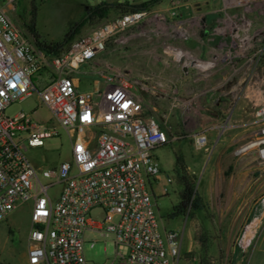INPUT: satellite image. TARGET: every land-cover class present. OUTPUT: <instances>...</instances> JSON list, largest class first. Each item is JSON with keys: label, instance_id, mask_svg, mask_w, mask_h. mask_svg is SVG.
Segmentation results:
<instances>
[{"label": "rangeland", "instance_id": "obj_1", "mask_svg": "<svg viewBox=\"0 0 264 264\" xmlns=\"http://www.w3.org/2000/svg\"><path fill=\"white\" fill-rule=\"evenodd\" d=\"M148 1L0 0V5L18 32L38 48L29 27L39 43L50 44L59 41L88 6L99 2L139 5ZM146 10L147 19L131 29L136 33L133 39L107 45L90 68L83 66L86 74L79 89L99 86L94 82L101 81L97 73L121 74L141 99L144 113L168 135L169 141L153 150L160 174L151 188L160 228L174 229L181 235L178 264H205V260L210 264H245L247 254L264 231V159L259 156L264 144L243 148L260 136L257 131L261 123L254 122V111L264 100V0H178L174 16L168 14L167 0H154ZM117 14L110 11L107 19ZM96 24H83L73 39ZM185 26L189 35L181 40L175 33ZM204 28L213 49L212 54L199 59L213 61V67L205 77L194 79L189 91H182L187 74L192 79L195 70L186 74L182 59L174 61L169 48H182L196 57L183 45L200 41ZM221 73L223 97L205 92V80ZM18 112L30 114L37 123H44L50 116L34 90L5 108L8 116ZM205 129L207 149L197 148L193 135ZM25 153L36 164L57 163L69 159V141L59 128L56 136L43 141V146L27 147ZM176 157L205 208L171 219L167 214L176 204L179 190L173 171ZM165 176L170 178L169 184H164ZM55 191L51 189V193ZM27 213L24 204L11 211L7 220L0 221V264H17L15 256H9L8 247L27 245ZM88 216L100 221L102 212L94 208ZM83 239L87 264H117L116 252L123 256L127 253L123 245L114 244L110 235L86 231Z\"/></svg>", "mask_w": 264, "mask_h": 264}, {"label": "built area", "instance_id": "obj_2", "mask_svg": "<svg viewBox=\"0 0 264 264\" xmlns=\"http://www.w3.org/2000/svg\"><path fill=\"white\" fill-rule=\"evenodd\" d=\"M167 3L168 14L176 15L178 0ZM147 14L143 8L104 19L65 50L47 54L34 48L0 8V221L19 206L29 208L28 264H87L82 253L86 231L110 235L115 245L127 249L125 256L116 252L117 264L180 260L181 235L160 228L151 188L160 174L153 150L165 145L168 135L144 113L141 99L121 74L97 73L101 81L94 82L99 86L79 89L86 74L83 66L90 68L107 45L133 39L136 33L131 29ZM187 28L176 36L186 40ZM169 49L174 61L182 59L184 72L195 70L197 79L213 67V61L200 60L182 48ZM203 63L210 66L201 69ZM32 90L50 114L44 123L22 112L5 114L11 102ZM254 122L261 123L254 140L264 144V100L254 111ZM59 128L69 141V159L36 164L26 148L43 146ZM206 130L193 135L197 148L207 149ZM170 181L165 176L164 184ZM94 208L102 212L100 221L89 219Z\"/></svg>", "mask_w": 264, "mask_h": 264}, {"label": "trees", "instance_id": "obj_3", "mask_svg": "<svg viewBox=\"0 0 264 264\" xmlns=\"http://www.w3.org/2000/svg\"><path fill=\"white\" fill-rule=\"evenodd\" d=\"M153 1L154 0H151L139 5L99 2L93 6H88L85 9L83 17L74 22L72 26L64 32L59 41L50 44L39 43L36 38L37 36L32 29L30 27L28 29L32 33L36 45L39 46L38 48L43 49L47 54L58 53L68 47L73 37L79 32L83 24L99 23L100 21L107 19L110 11H114L115 13H118L117 15H120L126 12L143 9ZM173 171L175 179L179 184V190L177 192V202L175 205L171 206V209L167 214L168 217L173 219L175 217L182 216L185 213L192 214L194 212L204 210L205 206L201 203L200 196L194 191L192 180L187 176L181 165V161L177 157L175 158ZM205 264L210 263L205 260Z\"/></svg>", "mask_w": 264, "mask_h": 264}, {"label": "crops", "instance_id": "obj_4", "mask_svg": "<svg viewBox=\"0 0 264 264\" xmlns=\"http://www.w3.org/2000/svg\"><path fill=\"white\" fill-rule=\"evenodd\" d=\"M206 1V0H204ZM0 8H2V6L0 5ZM80 11H82V9L80 8ZM115 13V12H114ZM207 28H204L203 30V37H201V40L200 41H196L195 44H190L187 43L183 46H185L187 49H189L191 51V53L196 56L198 59L200 57H203V58H206V56L208 54H212V49H213V44L211 43H207ZM190 44V45H189ZM212 56V55H211ZM208 58V57H207ZM190 68L187 70V73L189 72ZM186 73V74H187ZM211 77L206 79L205 83H204V91L205 92H211V94H214L216 93L217 96H220V97H223V90H224V74L221 73V74H212L210 75ZM187 83L185 86L182 87V91L183 90H188L192 87L191 86V82L194 81V78L195 76H193V78H189L188 74H187ZM216 77V78H215ZM210 82L211 84H208L207 82ZM241 104H239L240 106ZM242 106V105H241ZM240 106V107H241ZM159 179V176L156 178L155 182ZM28 209V213H27V216H28V221H29V208L27 207ZM11 213V212H10ZM9 214H7V216L5 217L6 220L7 218L9 217ZM4 218V219H5ZM30 225V223H29ZM29 229V228H28ZM28 231V230H27ZM27 236V232H26V235L25 237ZM27 240V238H26ZM28 245V243H27ZM27 245H20V247H14V246H11V247H8V253H9V256L12 258V256L14 255L15 256V260L17 262V264H28L27 263V257H26V249H27ZM257 256H260L259 258L256 257ZM248 258L246 260V263L249 261L250 263L249 264H264V231L262 234H260V237H259V241L257 242L256 246L253 247L249 254H247ZM14 258V257H13ZM254 259V260H253ZM251 261H253V263H251Z\"/></svg>", "mask_w": 264, "mask_h": 264}, {"label": "bare ground", "instance_id": "obj_5", "mask_svg": "<svg viewBox=\"0 0 264 264\" xmlns=\"http://www.w3.org/2000/svg\"><path fill=\"white\" fill-rule=\"evenodd\" d=\"M210 66V63H203L200 65L201 69H206ZM258 144V140H252L249 143H247L243 148H252L254 146H256ZM261 155H264V148L262 149V151L260 152Z\"/></svg>", "mask_w": 264, "mask_h": 264}]
</instances>
